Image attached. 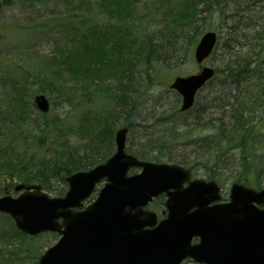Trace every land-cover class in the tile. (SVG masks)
<instances>
[{"label": "rangeland", "instance_id": "374dc122", "mask_svg": "<svg viewBox=\"0 0 264 264\" xmlns=\"http://www.w3.org/2000/svg\"><path fill=\"white\" fill-rule=\"evenodd\" d=\"M218 1L221 3L213 5L214 12L207 16L204 14L203 27L197 33V38L205 30H216L220 35L217 48L203 63L217 71L224 65L221 48L224 47V40L231 30L229 27L234 25L233 28H237L238 32L244 30L245 33L253 35L252 31L256 28V24L264 20V0H257L254 3L250 0H241L239 2L241 6L236 8L234 7L237 6V2ZM86 2L89 6L84 5ZM98 2V0H14L11 4L0 7V60L6 62L5 66L0 65V109L4 108L6 102L4 97L9 89L21 86L20 83L12 87V80H19L25 71L32 73L35 69H41V60L48 56H56L60 59L73 56L77 51L76 48L81 47V43L79 45L76 41L80 37L78 35L80 28L107 23L105 18L107 11L100 10ZM192 2H201V0H128L131 13L130 16H125L126 21L129 19L130 26L123 25L126 28L125 43L131 48L135 45L134 38L139 27L144 33L153 32V37L157 34L167 36L171 14L180 11L184 6L191 5ZM201 6L202 4L199 3L197 9ZM236 10L240 12L238 15L229 16L225 20L226 14H233ZM85 38L89 39V36L85 35ZM194 44L189 46L183 59H172L168 60L166 65H159L157 71L151 73L150 78L146 73L140 74L139 79L142 78L143 81L139 80L140 85L132 94L134 109L132 108L133 111L127 115L129 119L120 118V121L129 122L126 148L138 150L136 146H139L147 149L157 136H164L170 130L173 133L180 132L176 136L179 139L186 137V133L196 135L200 132L201 127L198 124L192 127L194 116L192 111L179 113L180 102L177 92L169 87L174 76L195 73L200 68L192 58ZM108 59L111 61H106L104 67H99L97 70L98 76L94 78L90 74L85 83L80 82L79 78H64L61 83L64 85L63 88L53 91V94L46 93L49 98L47 112L42 114L35 106L36 112L21 121L32 127V117H35L39 122L47 123L46 129L44 126L41 127L44 131L31 134L24 129L25 125L15 118L8 116L3 118L0 123L3 132L0 141L2 143L0 195L5 193L7 187L9 194L13 195L12 186L20 181L17 175L13 174V178L8 175L10 163L24 164L29 172L34 171L38 168L39 161L55 159L61 153L65 154L68 149L80 150L98 133L99 127L104 124L106 116L114 107L107 95L100 94L107 85L114 84L117 79V69H113L109 74L107 68L117 65L119 61L115 60L116 56ZM212 81L215 83V78ZM26 87L29 91L36 89L33 84ZM224 87L223 89H227L225 85ZM220 88L218 84H208L198 94L200 101L203 97L207 98L202 101L206 116L211 113L218 117L222 101L213 102L214 105L209 108L206 105L212 94L214 96L220 92L214 91ZM32 95L26 97L30 105L33 102ZM24 104H21L22 109L25 108ZM186 123L189 124L188 128H185ZM119 124L117 123L116 126ZM259 125L262 127L261 123ZM174 140L175 138L168 142L172 143ZM181 149L178 145L167 148L175 154ZM161 161L167 162L166 159ZM193 174L198 178L207 177L200 171ZM222 177L218 180V184L222 189L221 196L225 198L232 177H229L228 171L224 172ZM24 182L29 181L24 180L22 183ZM48 192L53 195L52 192ZM161 211L162 208H156V212ZM12 226L14 224L10 217L0 212V264H36L39 255L58 240V234L55 232H40L30 236L24 235ZM181 264L200 263L185 259Z\"/></svg>", "mask_w": 264, "mask_h": 264}, {"label": "trees", "instance_id": "16d2710c", "mask_svg": "<svg viewBox=\"0 0 264 264\" xmlns=\"http://www.w3.org/2000/svg\"><path fill=\"white\" fill-rule=\"evenodd\" d=\"M98 1L100 10L107 11L105 14L107 23L80 28L78 30L80 37L76 41L79 45L81 43V47L76 48L77 51L73 56H66L63 59L48 56L41 60V69H35L32 73L23 72L19 83V80H12V87L20 83L21 86L9 89L4 97L6 100L4 108L0 109V123L6 116L21 122L26 116L36 112L33 102L31 105L28 104L27 95L31 96L37 92L53 94V91L64 87L61 83L66 77L79 78L80 82L85 83L90 74L94 78L98 76L97 70L99 67H104L106 61H111L109 57L116 56L115 60L119 63L107 68V73L110 74L113 69H117V79L114 84L107 85L100 93L107 95L114 107L106 116L104 124L99 127L98 133L80 150L68 149L65 154L61 153L55 159L39 161V166L34 171L29 172L26 165H19L16 162L10 163L8 170L5 169L11 178L15 174L20 181H37L53 194L63 192L66 185L65 177L68 174L78 169H89L110 154L113 150L116 124H129L128 121H120V118L129 119L127 115L134 109L132 94L137 91L139 80L143 81L142 78L139 79L140 74L146 73L150 78L151 73L157 71L159 65H166L168 60L183 59L189 46L197 41V33L203 27L204 14L207 16L214 12L213 5L221 3L218 0H201L174 12L168 21V35L165 37L158 34L153 37V32L144 33L139 27L134 38L135 45L131 48L125 43L126 28L123 26L127 24L130 26L129 19L126 21L125 17L130 16L131 13L128 0ZM230 1L237 2L234 8L241 6L239 3L241 0ZM250 1L254 3L257 0ZM12 2L14 0H2V6ZM199 3L202 6L197 9ZM84 5L89 6L87 2ZM239 13L236 10L233 14H226L225 20ZM263 25L264 20L259 21L252 31L253 35L245 33L244 30L238 32L237 28H233L234 25L229 27L231 30L224 40V47L221 48L224 65L218 71L216 69L215 83L212 80L209 82L220 85V90L214 91L220 92L214 96L212 94L206 105L209 108L214 105L213 102L222 101L218 117L211 113L206 116L202 101L207 98L203 97L200 101L198 97L195 105L188 110L194 113L192 127L197 124L201 127L196 135L186 133V137L179 139L176 136L180 132L173 133L170 130L164 136H157L147 149L139 146H136L138 150H131L128 147L127 149L142 159L154 161L166 159L178 162L194 172L200 171L208 178L220 180L224 172L228 171L232 179L253 187H264ZM85 35H88L89 39H86ZM1 64L5 66L6 62L0 60ZM31 84L36 89L29 91L26 85ZM224 85L227 89H223ZM22 103H25L23 109ZM32 120V127L21 122L28 133L36 134L38 131H44L41 127L47 126L46 122H39L35 117H32ZM185 126L188 128L189 124L186 123ZM205 129H208L207 132H202ZM2 135L0 129V141ZM174 138L172 143L168 142ZM173 145L181 146V151L176 154L168 151V146ZM163 200L162 195L157 196L152 201L151 207L154 210L157 207L163 208Z\"/></svg>", "mask_w": 264, "mask_h": 264}, {"label": "water", "instance_id": "95a60500", "mask_svg": "<svg viewBox=\"0 0 264 264\" xmlns=\"http://www.w3.org/2000/svg\"><path fill=\"white\" fill-rule=\"evenodd\" d=\"M216 40L214 31L201 35L193 51L196 62L211 54ZM213 74L214 68L205 65L195 74L173 78L170 88L181 95L180 111L194 104L197 90ZM34 100L41 111L48 110L43 94ZM125 133V127L115 132L116 151L106 161L66 178L65 196H48L37 184H19L15 188L25 187L23 192L0 197V211H7L24 233L49 229L61 234L38 264H178L185 257L205 264H264V208L257 206L264 204V189L232 182L230 200L212 203L220 198L214 180L191 179L178 164L127 154ZM133 166L141 171L128 176ZM104 177L98 197L74 210ZM184 181L187 187H182ZM163 192L168 215L157 222L156 214L144 207ZM193 237L198 242L191 243Z\"/></svg>", "mask_w": 264, "mask_h": 264}]
</instances>
